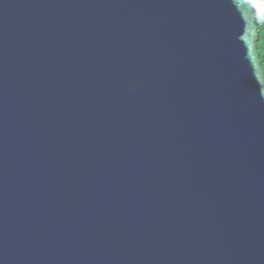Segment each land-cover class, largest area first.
Masks as SVG:
<instances>
[{
	"label": "water",
	"instance_id": "obj_1",
	"mask_svg": "<svg viewBox=\"0 0 264 264\" xmlns=\"http://www.w3.org/2000/svg\"><path fill=\"white\" fill-rule=\"evenodd\" d=\"M255 0H0V264H264Z\"/></svg>",
	"mask_w": 264,
	"mask_h": 264
},
{
	"label": "trees",
	"instance_id": "obj_2",
	"mask_svg": "<svg viewBox=\"0 0 264 264\" xmlns=\"http://www.w3.org/2000/svg\"><path fill=\"white\" fill-rule=\"evenodd\" d=\"M255 2H260L262 4V9L260 11L261 24H260V40L258 47L264 68V0H255Z\"/></svg>",
	"mask_w": 264,
	"mask_h": 264
},
{
	"label": "built area",
	"instance_id": "obj_3",
	"mask_svg": "<svg viewBox=\"0 0 264 264\" xmlns=\"http://www.w3.org/2000/svg\"><path fill=\"white\" fill-rule=\"evenodd\" d=\"M256 4H257L259 10L261 11V9H262V4H261L260 2H256Z\"/></svg>",
	"mask_w": 264,
	"mask_h": 264
}]
</instances>
